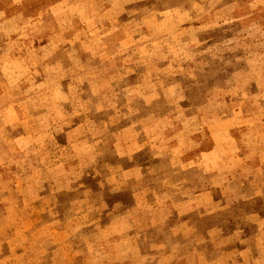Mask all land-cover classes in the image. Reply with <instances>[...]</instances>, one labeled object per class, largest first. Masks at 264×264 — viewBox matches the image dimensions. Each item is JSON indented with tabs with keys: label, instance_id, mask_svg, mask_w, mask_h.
I'll return each instance as SVG.
<instances>
[{
	"label": "rangeland",
	"instance_id": "obj_1",
	"mask_svg": "<svg viewBox=\"0 0 264 264\" xmlns=\"http://www.w3.org/2000/svg\"><path fill=\"white\" fill-rule=\"evenodd\" d=\"M0 264H264V0H0Z\"/></svg>",
	"mask_w": 264,
	"mask_h": 264
}]
</instances>
